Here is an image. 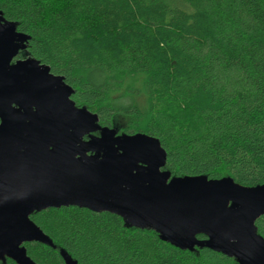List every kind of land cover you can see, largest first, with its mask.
<instances>
[{
    "label": "trees",
    "instance_id": "16d2710c",
    "mask_svg": "<svg viewBox=\"0 0 264 264\" xmlns=\"http://www.w3.org/2000/svg\"><path fill=\"white\" fill-rule=\"evenodd\" d=\"M0 10L76 105L157 137L173 175L264 182V0H0ZM30 218L78 264H238L109 212L61 206ZM255 224L264 237V213ZM24 245L40 264H65L57 248Z\"/></svg>",
    "mask_w": 264,
    "mask_h": 264
},
{
    "label": "water",
    "instance_id": "95a60500",
    "mask_svg": "<svg viewBox=\"0 0 264 264\" xmlns=\"http://www.w3.org/2000/svg\"><path fill=\"white\" fill-rule=\"evenodd\" d=\"M29 39L0 10V264H40L26 242L57 248L65 264H78L30 218L61 206L116 214L181 250L208 248L238 264H264L255 224L264 213V182L173 175L157 137L100 124L72 100L62 75L24 51Z\"/></svg>",
    "mask_w": 264,
    "mask_h": 264
},
{
    "label": "flooded vegetation",
    "instance_id": "af4514ba",
    "mask_svg": "<svg viewBox=\"0 0 264 264\" xmlns=\"http://www.w3.org/2000/svg\"><path fill=\"white\" fill-rule=\"evenodd\" d=\"M19 58V57H18Z\"/></svg>",
    "mask_w": 264,
    "mask_h": 264
}]
</instances>
